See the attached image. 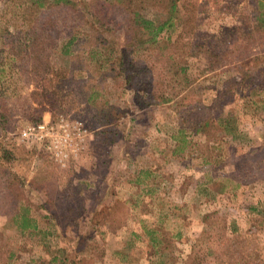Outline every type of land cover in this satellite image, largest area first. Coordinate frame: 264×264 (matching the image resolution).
I'll return each instance as SVG.
<instances>
[{"label":"rangeland","instance_id":"rangeland-1","mask_svg":"<svg viewBox=\"0 0 264 264\" xmlns=\"http://www.w3.org/2000/svg\"><path fill=\"white\" fill-rule=\"evenodd\" d=\"M28 1L0 0V61L11 64L0 78L6 109L0 127V264H31V259L61 252L66 257L74 254L73 264H264V217L248 210L264 207V114L243 99L244 83H264V29L250 28L256 0H175L179 14L192 6L197 9L196 33L217 37L219 47L227 49V60L206 71L201 58H191L192 83L179 97L161 104L145 105L123 89L119 77L108 78L100 99L106 106L97 108L115 111L116 127L101 125L96 109L72 81L65 101L46 104L43 86L55 84L43 70L49 48L40 53L34 47L30 56L25 42L19 48L24 31L16 13ZM81 2L93 13L90 19L97 17L111 30H96L102 37V49L97 48L101 53L110 42H124L127 15L121 5ZM152 2L148 15L162 11L161 3ZM244 26H249V36L239 34ZM176 30L169 49L179 50L175 55L180 56L183 40L174 41ZM45 39L50 38L38 35L39 42ZM144 48L132 56L138 72L134 81L143 78L141 69L153 58L161 65L153 53L157 50ZM71 58L80 59V70L86 68L85 50L76 49ZM34 63L38 66L31 71ZM205 76L209 79L203 83ZM213 95L226 100L223 112L228 108L236 114L243 137L228 140L217 132L208 137L188 131L186 142L175 144L169 136L176 134L181 119L206 116L192 100ZM31 112H39L40 121L53 123L62 115L69 123L79 122L86 135L76 152L65 148L67 156L58 162L45 147L46 138H24L21 131L33 124L28 123ZM174 145L182 150L171 153ZM2 149L7 157H2ZM141 169L147 174L141 176ZM196 190L200 194L195 195ZM22 205L37 224L30 234L22 233L11 219ZM159 207L167 217L159 218ZM141 220L159 230L160 244L152 248L145 239L132 242L130 231L138 230Z\"/></svg>","mask_w":264,"mask_h":264},{"label":"trees","instance_id":"trees-1","mask_svg":"<svg viewBox=\"0 0 264 264\" xmlns=\"http://www.w3.org/2000/svg\"><path fill=\"white\" fill-rule=\"evenodd\" d=\"M108 1L121 5L125 10L127 15L125 20L126 31L124 32L125 36H122L124 39L122 44L110 42L103 53L97 49H102L100 48L102 37L96 30L98 27L103 33L111 32V30L108 29V26L104 22L98 20L97 17L94 21L90 19L93 17V13H89L88 5L84 2L82 3L81 0H29L28 2H24L20 10L16 13V19L18 22H21L20 30L23 29L24 31L23 37L19 42V48L21 49L25 46V42L29 46L26 47L29 56L34 47H37L40 53L41 51H48L46 48H49V51L45 52L48 63L43 70L51 74V80H55V84H52V82L50 84L49 81L48 86H43L44 91L42 96L47 105L59 106L61 101H65L66 95L71 93L72 81L82 93L83 100L87 104H90L92 108L96 109L97 116L101 118L100 123L105 127L108 123L113 125L117 117L115 111L111 109L108 111L105 109L99 111L97 108V106L103 108L106 106L100 99L103 95L101 92L103 83L108 78L114 79L119 77L123 89L131 93L133 98L138 99L139 102L142 101L145 105H154L167 103L179 97L190 86L193 81L189 63L191 58H201L203 61L202 66L206 71L216 70L225 64L224 61L227 60L225 58L227 49H221L219 47L216 43L217 37L214 38L206 34L204 36H198V33H196V31L198 32V21L196 20L198 11L194 6L185 9V12L183 9L179 14V6L176 5L175 0ZM152 1L161 3L162 11H154V13L148 15V9L154 6L152 5ZM252 11L254 13L252 16L253 23L250 28L253 30H263L264 0H256ZM60 14L63 15H61L62 18H60L61 16L58 17ZM178 27L182 29H178ZM250 28L249 26H244V30H240L239 34L246 32L248 33L246 36H249ZM175 29L178 31L176 30L177 33H175L174 41L183 40L180 42L183 45V47H180V51L183 52L180 56L175 55L179 50L170 51L169 49L172 47V40L170 38ZM42 32L46 34L47 38H50L48 41L47 39L38 41V35H41ZM63 33L66 36H63ZM182 34H184L183 37ZM251 39H254V37L251 36ZM116 45L119 47H116ZM139 47H145L144 49L146 51L149 50V47L156 49L157 51L153 53L158 54V58L161 59V65L156 66L158 64L156 62L157 59L153 58L148 66L141 69L143 78L134 81L137 75L136 73L138 72L135 71L136 67L133 63L132 56L135 55L137 52L136 49ZM78 48L87 52V65L82 70L77 68L80 59L76 60L71 58L73 52ZM32 60L37 61L38 59L33 58ZM5 65L10 66L11 64L0 61V78L5 76L7 67ZM36 66H38L37 63L32 64L33 70L31 71H34ZM66 69L69 72H66ZM75 69L80 70V72H74ZM94 75L98 76V79L93 80ZM208 79L209 77L205 76L202 82L206 83ZM259 83H244L243 99L250 104H259V106L254 105V107H259L264 114V83ZM212 89L214 90V88ZM252 92L258 98L254 99L253 96H250L249 93ZM192 101L198 110L206 113V116L181 119L178 127L175 128L176 134L171 132L169 136L171 140L175 141V144L183 145L186 142L184 133L188 131L202 133L208 137L212 136L211 134L214 136L217 132L227 137L228 140L243 137L244 134L238 129L239 119L236 114L228 111V108H225L223 112L224 102L226 101L224 98H220L219 95H213V98H209V100L208 98H197ZM5 114L6 109L0 98V127L6 121ZM40 115L39 112L35 114L31 112V115L28 116V123L40 121ZM113 126L116 127V125ZM177 146L174 145L171 148V153L174 152V149L177 151L182 150V146ZM1 153L3 157L8 152L2 149ZM5 157L7 156L5 155ZM204 162V160L202 162L200 161L199 166L203 167L205 165ZM139 172L141 176L147 174L146 169H141ZM137 177L138 179L136 178V180L138 182L140 179L138 175ZM204 191L206 190L204 189ZM197 192L200 194L196 190L195 195H197ZM19 208V212L15 211L11 219L17 224L22 233L26 231L30 234L37 229V224L33 218L27 215L28 209L26 205H22ZM157 210L160 219L165 215L166 217L168 216L164 208L159 207ZM248 210L255 215L259 214L264 217V207L257 208L256 206H249ZM42 231L43 234L47 232L46 228H43ZM130 234L133 243L135 239H145L146 243L152 248L154 245L161 243L159 230L156 229L152 222L147 220H141L139 222V229L130 231ZM174 235H179V233L176 232ZM73 242L74 240L71 241L72 245ZM73 255L71 254L70 257H66L61 252L60 256L52 254L47 258L31 259L30 263L73 264L74 260H71ZM122 257H119V262L124 261V257Z\"/></svg>","mask_w":264,"mask_h":264},{"label":"built area","instance_id":"built-area-1","mask_svg":"<svg viewBox=\"0 0 264 264\" xmlns=\"http://www.w3.org/2000/svg\"><path fill=\"white\" fill-rule=\"evenodd\" d=\"M53 123L41 120L26 125L21 134L27 139L46 138L45 147L53 152L58 162H63L67 156L64 149L67 148L71 153H75L86 135V130L79 122H67L62 115H56Z\"/></svg>","mask_w":264,"mask_h":264}]
</instances>
